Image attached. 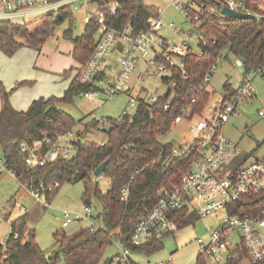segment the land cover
<instances>
[{"label": "trees", "instance_id": "1", "mask_svg": "<svg viewBox=\"0 0 264 264\" xmlns=\"http://www.w3.org/2000/svg\"><path fill=\"white\" fill-rule=\"evenodd\" d=\"M116 1L120 4L119 8L114 15L105 11V21L121 30L128 26L132 34L147 30L151 19L158 14L157 10L142 0ZM192 1L195 8L189 11L191 16L198 14V29L205 32L206 38H214L215 41L200 54L190 48L183 56L187 77L181 76L176 67H171V75L163 78L164 84L170 88L164 95H159L157 102L148 103L140 99L131 111L118 115L115 120L108 119L107 124L103 122L108 125V129L106 139L101 144L78 137L73 141L76 149L72 156L68 159L58 158L44 165H29L25 162L18 144L23 140L27 146L42 153L45 149V136L52 137L75 125L72 116L58 110L55 104L70 101L74 95L82 94L83 91L96 89L93 81L80 83L78 72L95 48L97 23L95 20L84 23L85 32L73 36L71 23L76 22V17L72 12L60 13V18L48 12L44 17L24 23L0 19V49L7 55H12L24 45L39 47L52 35L57 23L67 20L69 26L65 28L63 36L71 40L73 56L82 64L62 97L51 95L48 98H34L26 109H15L0 88V155L4 159L5 168L29 189H42L47 201L52 199L63 182L82 181V201L91 204L95 210V227L89 224L71 234L63 230L56 231L53 240L58 252L50 255H46L36 243L34 232L27 228L25 215L12 220L11 232L6 236L4 244L0 245V264H56L60 258L65 264H99L104 251L114 239H118L128 249L147 253L161 246L160 239L169 233L134 245L130 241L132 224L157 201L159 189H168L178 182L181 175L198 159L199 152L194 145L183 149L182 144L179 148L183 150L174 153L173 143H162L159 138L172 129L170 119L182 106L189 104L192 112L203 110L211 95L206 89L204 74L210 65L220 60L221 52H224L225 60L229 53L240 58L245 71L259 67L264 62V20L248 16L228 19L221 24L220 16H214L213 12L225 0ZM97 77L98 74L95 79ZM173 81L175 85H171ZM224 88L227 95L222 100H231L237 92L236 86L232 87L226 82ZM144 90L149 94L148 89ZM166 103L169 106L164 109ZM100 123L94 119L90 127L97 128ZM235 157L236 167L248 159L241 152ZM105 158H108V162L102 176L107 178L108 184L101 190L92 172ZM54 182L56 186L52 190L47 189ZM126 184L127 199L120 200V188ZM263 203L264 189L252 191L239 196L226 211L239 216L255 215ZM170 217L178 228L194 224L200 218L186 205L183 209L173 211ZM26 231L29 235L23 238ZM13 233L18 236L12 237ZM237 253L241 258L232 257L227 264L245 262L242 259L243 250L239 248ZM111 261L107 258L104 264H111ZM207 261L197 254L196 264H208Z\"/></svg>", "mask_w": 264, "mask_h": 264}, {"label": "built area", "instance_id": "2", "mask_svg": "<svg viewBox=\"0 0 264 264\" xmlns=\"http://www.w3.org/2000/svg\"><path fill=\"white\" fill-rule=\"evenodd\" d=\"M92 1L0 0V19H7L14 23L41 18L48 12L54 16L57 13L72 12L75 14L76 22L78 20L82 23L96 21L98 36L94 44L95 48L78 72L79 82L94 81L107 58L113 53L117 68L106 88L83 91L82 95L90 99H96L102 91L106 99L112 98L117 93L126 94L128 106L131 108L140 99L148 103L157 102L159 95H164L170 88L169 85L164 84L163 78L171 75V67H176L180 75L186 78L183 56L190 48L196 54H200L205 47L215 41L214 38H206L205 32L198 29V14L190 15L189 9L195 8L192 0H172L175 9L183 14V22L187 23L186 30L176 26L172 21L164 23L157 10L158 14L151 19L147 30L137 34H132L128 26L121 30L105 21V11L114 15L119 8L120 4L116 0H95L93 8L90 5ZM221 6L246 12L259 21L264 20V0H225L214 10L220 16L219 22L223 24L233 17L221 14L219 12ZM163 25L171 32L170 37L159 33ZM224 55V52H221L220 61L225 60ZM235 63L243 64L240 58H237ZM216 67L217 62L210 65L204 74V82L207 83L211 79V73ZM250 70L253 75L243 73L240 83L236 86L237 92L231 100L223 101L222 98L214 100L212 105L205 108L206 102L201 112H192L190 105L187 104L182 106L178 113L172 115L170 119L172 128L185 120L184 136L186 138L182 143L183 149L194 145L199 152V157L181 175L175 185L168 189H159L157 201L133 222L130 241L134 245L172 231L176 224L170 214L183 209L185 205L193 209L200 218L215 214L218 210H225L219 224L211 229L206 238H195L199 246L198 255L205 257L209 264H227L232 257L237 259L240 257L237 250L241 248L244 252L243 261L249 264H264V203L255 215L239 216L226 211V208L239 196L264 189V153L262 157L246 160L236 167L235 156L240 153V150L222 132L224 123L232 114L237 113L236 106L241 101H250L255 96L252 80L256 75L264 76V62L261 66ZM157 80L164 92L159 91L158 85L149 90L148 85L140 84ZM171 85H175V81ZM144 88L150 91L149 94ZM194 100L195 97L192 101ZM168 106L169 104L166 103L164 109ZM121 111V114H125L131 110L122 109ZM257 113L260 116L264 115V110L259 109ZM105 125L101 122L97 128L104 130ZM78 137L81 136L74 128L57 132L52 137L45 136V149L42 153L27 146L23 140L18 146L24 155L25 162L29 165H44L58 158L68 159L72 156L76 149L73 141ZM183 149L178 146L173 147L172 151L179 153ZM0 168H5L1 155ZM56 184L54 182L47 189L52 190ZM29 193L39 200L43 190L38 187L30 188ZM127 195L126 184L120 188V200H126ZM83 210L82 213L64 211L61 227H66L73 219H91L93 216L91 205L84 204ZM90 225L95 227L94 222H90ZM235 233L237 239L233 238ZM28 235L29 232L26 231L23 238ZM17 236V233L12 234L14 238ZM4 242L5 240L0 242V245ZM128 251L129 249L121 243V249L113 256L111 264L128 261ZM155 264L172 263L159 260Z\"/></svg>", "mask_w": 264, "mask_h": 264}, {"label": "rangeland", "instance_id": "3", "mask_svg": "<svg viewBox=\"0 0 264 264\" xmlns=\"http://www.w3.org/2000/svg\"><path fill=\"white\" fill-rule=\"evenodd\" d=\"M142 1L158 10L164 23L172 21L176 26L187 29V23L183 22V14L175 9L172 0ZM68 26L67 20L57 23L52 35L37 48L24 45L12 55H7L0 49V86L6 94L4 97L14 108L26 109L34 98H48L51 95L62 97L68 84L82 66L73 56L74 47L71 40L63 36L64 30ZM85 27L82 22L71 23L73 36L82 35L85 32ZM159 33L167 37L171 36V32L165 25L159 30ZM97 36L98 32L94 38ZM153 40L156 42V39L153 38ZM236 59L232 53H229L227 60L217 62V67L211 73V79L206 83V89L211 95L205 108L212 105L214 100H219L227 95L224 88L226 82L232 87L240 83L245 70L243 64L235 63ZM113 71L107 69L105 77L95 79L93 86L98 90L106 88L111 81L112 77L110 78V76ZM245 72L253 75L250 69ZM140 84H146L148 89L152 90L155 85H158V80ZM158 86L159 91L164 92V89L160 85ZM252 86L255 96L250 101H241L236 106L237 113L232 114L222 127L223 134L236 144L241 154L248 156L247 161L262 157L264 153V115L260 116L257 113L259 109L264 110V76H254ZM98 95L96 99H90L82 94H76L70 101H61L55 104L58 110L69 113L75 120V125L71 128H74L77 133H83L84 140L95 144L105 141L108 125H105L104 130H99L90 127L91 121L95 119L106 123L108 119L115 120L122 113V109H132L128 106L126 94L117 93L110 99H106L102 91ZM184 134L185 120H182L166 135L161 136L159 141L162 143L169 141L173 143V147H178L186 138ZM93 179L97 181L101 190L108 184L107 178L103 176ZM82 191V181L63 182L49 202H46L47 199L43 193H41L40 201H36L29 194V188L25 184L18 182L6 168H0V242L6 239V234L10 229L9 220L20 216L21 213L23 215L26 211L27 228L34 232V239L38 246L43 249L46 255L58 252L53 235L62 228L61 221L64 211L81 213L84 211ZM7 207H11V212H4ZM91 210L95 214L92 205ZM223 214H225V210H218L215 214L196 219L194 224H188L182 228L176 226L169 234L160 239L162 244L159 248L150 253L129 249L127 254L129 260L121 261L120 264H154L159 259L169 260L172 264H196L195 259L199 246L195 238H206L211 229L219 224ZM94 221L93 216L87 220L73 219L64 227L63 231L71 234L87 227L90 222ZM233 238H238L236 233ZM120 249L121 242L118 239L112 240L104 251L103 259L99 264H104L107 258L113 259ZM207 263L209 264V261ZM56 264L65 263L60 258ZM242 264L247 263L242 262Z\"/></svg>", "mask_w": 264, "mask_h": 264}, {"label": "crops", "instance_id": "4", "mask_svg": "<svg viewBox=\"0 0 264 264\" xmlns=\"http://www.w3.org/2000/svg\"><path fill=\"white\" fill-rule=\"evenodd\" d=\"M94 3H95V0H93L92 2H91V7L93 8L94 7ZM79 16V15H78ZM77 22H80L81 23V21L80 20H78ZM117 68V65H116V62H114V53L113 54H111L108 58H107V60L105 61V64H104V67L101 69V71L99 72V74H98V77L96 78V79H99V78H102V77H105V75H106V72H107V69H110V70H115ZM114 72V71H113ZM113 72H111V76H110V78L113 76ZM112 79V78H111ZM0 88H1V86H0ZM15 109H17V108H15ZM18 109H20V108H18ZM17 109V110H18ZM81 133V132H80ZM80 136L83 138V133H81L80 134ZM13 175V174H12ZM15 178V177H14ZM16 179V178H15ZM17 181L19 182V180L17 179ZM30 194V193H29ZM33 197V196H32ZM34 198V197H33ZM35 199V198H34ZM36 200V199H35ZM36 201H40V200H36ZM49 202V201H48ZM4 212H11V207H7V208H5V211ZM5 215H6V213H5ZM5 215L3 216V219H4V217H5ZM21 215H22V213H21ZM20 215V216H21ZM23 215H27V212L25 211V213L23 214ZM20 216H16V217H14L13 219H10L9 220V224H8V226H9V228H10V223H11V221L12 220H14V219H16V218H18V217H20ZM8 220V219H7ZM64 228H61V229H59V230H63ZM59 230H57V231H59ZM11 232V228L9 229V231H8V233L6 234V236L9 234ZM6 238V237H5ZM160 260V259H159ZM159 260H157V261H159ZM156 261V262H157ZM165 261H169V260H165ZM156 262H154V264L156 263ZM169 262H171V261H169Z\"/></svg>", "mask_w": 264, "mask_h": 264}, {"label": "water", "instance_id": "5", "mask_svg": "<svg viewBox=\"0 0 264 264\" xmlns=\"http://www.w3.org/2000/svg\"><path fill=\"white\" fill-rule=\"evenodd\" d=\"M217 5H219V4L217 3ZM219 12L221 14L226 15V16H230V17L238 18V19H243V18L249 16L246 12L243 13V12H240V11H235V10H232L231 8H229L227 6H221L219 8ZM56 15H57L58 18H60V14L57 13ZM213 15L214 16H217L218 13L216 11H214L213 12ZM107 162H108V158L103 159L102 162L100 164H98L94 168V170L92 172V175L94 177H100V176H102V173L104 171V168H105V165L107 164Z\"/></svg>", "mask_w": 264, "mask_h": 264}]
</instances>
